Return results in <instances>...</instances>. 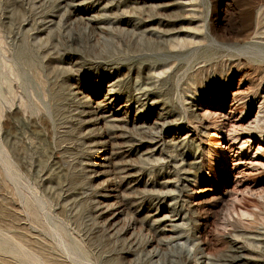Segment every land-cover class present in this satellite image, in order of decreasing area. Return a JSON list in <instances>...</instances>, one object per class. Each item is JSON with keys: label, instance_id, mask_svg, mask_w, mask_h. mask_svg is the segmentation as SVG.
Listing matches in <instances>:
<instances>
[{"label": "rangeland", "instance_id": "374dc122", "mask_svg": "<svg viewBox=\"0 0 264 264\" xmlns=\"http://www.w3.org/2000/svg\"><path fill=\"white\" fill-rule=\"evenodd\" d=\"M260 153L264 0H0V264H264Z\"/></svg>", "mask_w": 264, "mask_h": 264}, {"label": "bare ground", "instance_id": "6f19581e", "mask_svg": "<svg viewBox=\"0 0 264 264\" xmlns=\"http://www.w3.org/2000/svg\"><path fill=\"white\" fill-rule=\"evenodd\" d=\"M104 119V118H103ZM119 120V119H118ZM227 130V129H226ZM251 140V139H250ZM250 140H248V142H250ZM248 144V143H247ZM251 147V146H250ZM261 148L259 147L258 150H260ZM261 155L259 156L260 159L264 160V153H260ZM254 159V158H253ZM255 162V161H254ZM262 162V161H261ZM206 194V193H205ZM162 231V230H161ZM241 258V257H240ZM237 260V259H235Z\"/></svg>", "mask_w": 264, "mask_h": 264}]
</instances>
